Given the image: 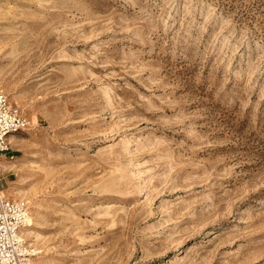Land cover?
<instances>
[{
	"label": "rangeland",
	"instance_id": "rangeland-1",
	"mask_svg": "<svg viewBox=\"0 0 264 264\" xmlns=\"http://www.w3.org/2000/svg\"><path fill=\"white\" fill-rule=\"evenodd\" d=\"M0 87L28 264H264V0H0Z\"/></svg>",
	"mask_w": 264,
	"mask_h": 264
},
{
	"label": "built area",
	"instance_id": "built-area-1",
	"mask_svg": "<svg viewBox=\"0 0 264 264\" xmlns=\"http://www.w3.org/2000/svg\"><path fill=\"white\" fill-rule=\"evenodd\" d=\"M29 122L0 87V156L10 149V137L27 129ZM29 219L26 202L0 196V264H28L34 255L22 232Z\"/></svg>",
	"mask_w": 264,
	"mask_h": 264
},
{
	"label": "crops",
	"instance_id": "crops-1",
	"mask_svg": "<svg viewBox=\"0 0 264 264\" xmlns=\"http://www.w3.org/2000/svg\"><path fill=\"white\" fill-rule=\"evenodd\" d=\"M13 137L10 138V149L0 156V191L8 189L14 181V177L17 175L16 168L18 161L16 159L19 156L18 152L20 149L15 146L19 142L18 139ZM13 139L16 140L14 146L12 145L15 142H12Z\"/></svg>",
	"mask_w": 264,
	"mask_h": 264
},
{
	"label": "bare ground",
	"instance_id": "bare-ground-1",
	"mask_svg": "<svg viewBox=\"0 0 264 264\" xmlns=\"http://www.w3.org/2000/svg\"><path fill=\"white\" fill-rule=\"evenodd\" d=\"M10 138H11V137H10ZM0 194H1V193H0ZM0 196H2V194H1ZM29 212H30V211H29ZM29 220H30V219H29ZM29 222H30V221H29ZM29 225H30V223H29ZM24 229H25V228H24ZM24 229H23V230H24ZM22 232H23V231H22ZM23 235H24V234H23Z\"/></svg>",
	"mask_w": 264,
	"mask_h": 264
}]
</instances>
